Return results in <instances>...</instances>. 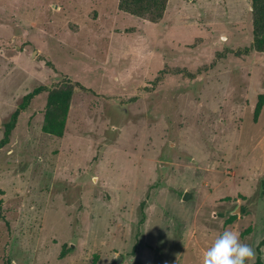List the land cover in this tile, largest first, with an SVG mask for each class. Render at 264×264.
Returning a JSON list of instances; mask_svg holds the SVG:
<instances>
[{"label": "rangeland", "instance_id": "374dc122", "mask_svg": "<svg viewBox=\"0 0 264 264\" xmlns=\"http://www.w3.org/2000/svg\"><path fill=\"white\" fill-rule=\"evenodd\" d=\"M252 39L251 0H168L158 23L119 0H0V141L24 96L73 88L63 137L41 131L44 92L0 149V264H202L225 230L264 264Z\"/></svg>", "mask_w": 264, "mask_h": 264}, {"label": "trees", "instance_id": "16d2710c", "mask_svg": "<svg viewBox=\"0 0 264 264\" xmlns=\"http://www.w3.org/2000/svg\"><path fill=\"white\" fill-rule=\"evenodd\" d=\"M167 4L168 0H119V11L135 17H146L149 22L158 23L164 16ZM251 12L253 26L252 44L242 52H237L239 56H247L251 52L264 53V0H251ZM76 85L82 87L78 84ZM44 92L48 94L41 131L51 137H63L73 95V88L70 83L65 86H55L50 90L45 87H39L24 96L21 104L12 114L11 123L7 126L4 137L0 141V149L9 143L10 134L20 113L26 111L32 100ZM262 103L263 96H260L255 109L256 116L261 110ZM263 244L262 242L261 246ZM63 256L64 253L61 254V257ZM256 264H262L260 258H258Z\"/></svg>", "mask_w": 264, "mask_h": 264}, {"label": "clouds", "instance_id": "9594fccd", "mask_svg": "<svg viewBox=\"0 0 264 264\" xmlns=\"http://www.w3.org/2000/svg\"><path fill=\"white\" fill-rule=\"evenodd\" d=\"M255 252L239 239V233L225 230L203 253L202 264H246L252 261Z\"/></svg>", "mask_w": 264, "mask_h": 264}, {"label": "water", "instance_id": "95a60500", "mask_svg": "<svg viewBox=\"0 0 264 264\" xmlns=\"http://www.w3.org/2000/svg\"><path fill=\"white\" fill-rule=\"evenodd\" d=\"M168 164H165V163H160V167L161 168H165L167 167ZM193 199V194L191 192H185L183 197H182V201L184 202H188V201H191ZM121 261V258L118 257L117 258V262H120Z\"/></svg>", "mask_w": 264, "mask_h": 264}]
</instances>
